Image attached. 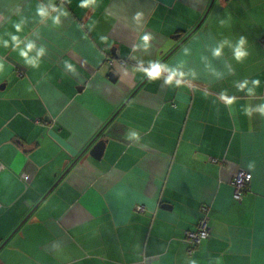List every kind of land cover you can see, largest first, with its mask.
Masks as SVG:
<instances>
[{
    "label": "crops",
    "instance_id": "0c3cea01",
    "mask_svg": "<svg viewBox=\"0 0 264 264\" xmlns=\"http://www.w3.org/2000/svg\"><path fill=\"white\" fill-rule=\"evenodd\" d=\"M80 3L0 0V264H264V0Z\"/></svg>",
    "mask_w": 264,
    "mask_h": 264
},
{
    "label": "built area",
    "instance_id": "2783aa9c",
    "mask_svg": "<svg viewBox=\"0 0 264 264\" xmlns=\"http://www.w3.org/2000/svg\"><path fill=\"white\" fill-rule=\"evenodd\" d=\"M264 45V39L261 42ZM22 72H17V76H21ZM1 169V166H0ZM22 179H27L25 173L21 174ZM251 181V174L245 171L238 172L232 180L233 195L234 198L240 199L241 196L249 189V184ZM138 209H141L138 207ZM210 234L208 219L205 214H200L194 229L187 230L184 232L183 241L187 246V252L192 253L197 247L203 244V242L208 238Z\"/></svg>",
    "mask_w": 264,
    "mask_h": 264
},
{
    "label": "clouds",
    "instance_id": "9594fccd",
    "mask_svg": "<svg viewBox=\"0 0 264 264\" xmlns=\"http://www.w3.org/2000/svg\"><path fill=\"white\" fill-rule=\"evenodd\" d=\"M91 3H93V0H81L80 6L86 8ZM38 12H39V15L41 17H44L47 15V12L44 8H40L38 10ZM54 22H58V21H54ZM15 28H16L17 33L21 32L23 29V23L22 22H15ZM10 39H11V43L14 44V46H15V50L18 51V54L20 57L24 58L26 63L33 65V66H36L38 64L39 57L32 58L29 55V52L33 47V45L31 43H29L27 45L26 49H21L20 48V37L18 35L12 34V35H10ZM143 39L145 41H147L149 39V36L146 35L143 37ZM3 42L5 45H7L10 41L8 39H5ZM244 45H245V39L243 37H241L238 40V42L234 48V55H235V58L237 60H240L241 58H243L247 55L246 51L244 50ZM219 51H220L219 49H216L214 54L219 55ZM67 66L70 69L72 68L71 64H69ZM3 67H4V63H3V61H0V69H2ZM151 75L156 76L157 74L155 72H153ZM258 83H259L258 80L253 81V84H258ZM261 111H264V109H261ZM133 135H135V133H133Z\"/></svg>",
    "mask_w": 264,
    "mask_h": 264
},
{
    "label": "water",
    "instance_id": "95a60500",
    "mask_svg": "<svg viewBox=\"0 0 264 264\" xmlns=\"http://www.w3.org/2000/svg\"><path fill=\"white\" fill-rule=\"evenodd\" d=\"M109 77H111L110 79H112V80L115 78V76H113L112 73H109ZM105 143H106L105 139L97 140L92 145V147L89 149V151H88L89 156H91L93 159L100 160V158L103 154Z\"/></svg>",
    "mask_w": 264,
    "mask_h": 264
}]
</instances>
